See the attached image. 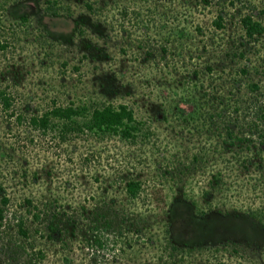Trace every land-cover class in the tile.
<instances>
[{"label": "trees", "instance_id": "1", "mask_svg": "<svg viewBox=\"0 0 264 264\" xmlns=\"http://www.w3.org/2000/svg\"><path fill=\"white\" fill-rule=\"evenodd\" d=\"M100 1L0 0V134L65 144L39 148L53 158L0 152V248L4 227L19 236L5 235L3 264H74L36 247L74 240L84 264H264V8L192 24L189 0ZM152 30L165 32L154 50ZM18 176L47 199L23 195L33 235L10 213L3 181ZM218 219L240 229L178 228Z\"/></svg>", "mask_w": 264, "mask_h": 264}, {"label": "rangeland", "instance_id": "2", "mask_svg": "<svg viewBox=\"0 0 264 264\" xmlns=\"http://www.w3.org/2000/svg\"><path fill=\"white\" fill-rule=\"evenodd\" d=\"M148 1H151V0H148ZM227 1L228 0H208V3L204 4L205 7L202 8V5H201L202 2L199 3V0H189V3L195 2L196 4H199V6L196 7V9L191 13L192 16H191L190 22L192 24H195V22H197L198 20L204 21L205 19H208L206 17H210V15L213 16L222 6L224 7V9H228L227 11L229 13L232 12L233 14L239 12V10H241V13L246 14L248 12V10L251 9L252 7H254L255 11H258L259 9L264 8V0H236L232 7L226 8L225 7V3ZM99 2L101 4L100 0H99ZM200 13H202L201 15L205 14L206 16L205 17L199 16ZM262 22H263V25H264V16H263ZM140 31L143 32V30H141V29H140ZM152 31L154 33L153 37L155 38V40L152 39L151 36H150V38L147 41V43L151 46V49L154 50V49H158L157 47H159V46H157L156 41H161V39H162L161 37H164L165 32H163L162 30L160 32H157V31H154V30H152ZM149 34L150 33H147V36H149ZM214 38L211 37L209 31H206L204 36H202V37H197L196 36L194 38V44H195L196 47L201 45V43L206 44V46H207V45H209L211 43L212 40L214 41ZM111 41H107L106 42V46L107 47H110V46L112 47V44H111L112 42ZM70 51L76 57H78L80 55V54H76L75 53L74 47H71ZM200 52H203V51L201 50ZM23 72H25V71H23ZM21 76H22V72H21ZM22 77H23V79H26V75L25 74ZM258 80L260 82L259 83V87H262L264 85V75L263 76H259ZM29 83H31V82H29ZM130 89L133 90L134 88L131 87ZM131 96H133L132 92H131ZM124 98L126 99L128 97H124ZM124 98H122V99H124ZM183 108H185V107H183ZM0 124H2V127H3V117H0ZM4 126H5V128L7 127L6 125H4ZM13 128L16 130L14 132H16L17 135L20 137V142H18L16 144L15 141L12 140V139L3 140V134L1 133L0 134V145H1V143H3V145L1 146L2 148L0 147V152H2L7 158H8V156L11 157L14 162L21 161L22 158H24V157L28 159V157L31 155V151H35L34 149H36L35 152H37V154L39 155V158H42L43 156L46 157V155H47L48 158H50V157L53 158V155H51V154L42 155L40 152H38L39 148L43 149V150H46L45 152H49V153H52V154L55 153L56 154L58 152V150H60L61 147H65V144H61L60 148L56 147V142H57L56 139L51 140L47 136L44 137V138H40V136L37 133H35V131L32 132L31 130H29L28 128H26L24 126L23 127H19L18 129H16L15 127H13ZM25 135H27V136H29V138L33 139V141L36 144L38 143V145L37 146H33V145L28 144L26 142V140L24 139ZM90 142L93 145V148L97 147V144H95L93 140H90ZM84 143L85 142H81V145L84 144ZM22 144L26 145V146L24 148H21L23 146ZM54 149H55V152H54ZM253 152H255V151H253ZM3 157H0L1 160L3 159ZM6 157H4L5 161H6ZM13 165H14V163H13ZM57 176L60 179H62L60 175H57ZM66 176H67V174H63V178H65ZM80 176L82 177V175H80ZM80 176H76L74 179L78 180V178H80ZM17 178H18V182L9 179V177H7V179L5 181H3V179H2L4 187L6 189V193H9L8 197L10 199V205H11L10 213H12V215H14L16 217L22 216L24 218H27L26 224H25L26 228L29 230V235H33L32 231H33L34 227H37V223L34 222V224H32L30 215L26 214L24 212L25 211L24 207H21L23 205L22 204L23 195H27L28 192H29L30 193V197L32 199V205L34 207H36V208H39L40 205L43 202L47 201V199H42L39 195L36 194V189H35L36 187H34V186L33 187H31V186H23L22 185V181H23L22 177L18 176ZM65 196H66V193H62V195L60 197L64 198V199H67L69 194H67V197H65ZM71 196L75 197V192H73ZM247 221H248L249 224L252 223L248 219H247ZM237 222L239 223L240 221L237 220ZM203 224L206 225L207 227L211 228L212 230L214 228H216L217 226L220 227V230H222L223 227H225V230L229 229V228H232V229L234 228L236 230L240 229L238 227L239 225L237 226L236 223L230 222V224H228L223 219H218V221L217 220L216 221H208L207 220L206 223H202L201 221H197V222L196 221H192L190 225H189L188 222L184 223V225L178 223V226L179 225H181V226L178 227V226L175 225L174 227H176V228L178 227L179 229H182L183 231H186L185 227L192 229L191 231H186L187 233H189L187 238L188 239H197L198 236H199L200 229L204 228ZM243 227L244 228H248L246 225H243ZM255 227L258 228L257 226H255ZM246 231H247L246 233L248 235H251L249 229H247ZM256 232H258V230H256ZM246 233H245V235H246ZM5 235H8V237H10L12 239H15V238L19 239V236L15 232V228H11L10 230H6V228L4 227V234H3V240H2L3 248H0V264H3V262L6 259L5 256H7V254H8V252L4 249V247H5L4 245L6 243L5 240L7 239V238H5V240H4ZM251 236H250V238H251ZM248 237L247 236L244 237L243 234H242V236H240V239L241 240H246V241L248 240V241H250L253 244L260 243V242L264 241V237L262 238L263 241H260V240L251 241L250 238H248ZM35 239L36 238H34L32 240L34 242V244L36 242ZM78 240H80V239H78ZM78 240H76V241H78ZM80 243L81 242L77 243L74 240L72 243L71 242L67 243V247L66 248H63L62 246L51 248L48 245H45L46 243H44V242H41V243L37 242L36 247H39L40 249L45 250V252L48 254V257L52 256V254L55 253V251L58 254L59 253L63 254V253L67 252L68 257H73L74 264H84V257L80 256V254L77 252L78 249L82 247V246H80ZM78 245H79V247H77ZM79 252H82V251L80 250ZM117 252H118V250L115 249L113 251V254L109 255L108 258L106 256V261H108L109 258L111 259V257H113V255H116ZM15 263H17V264H25L23 262V260H18V259H17V261ZM107 263L109 264V262H107Z\"/></svg>", "mask_w": 264, "mask_h": 264}]
</instances>
